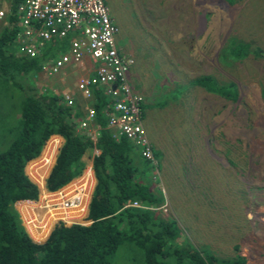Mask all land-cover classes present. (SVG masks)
Returning <instances> with one entry per match:
<instances>
[{
    "label": "rangeland",
    "instance_id": "1",
    "mask_svg": "<svg viewBox=\"0 0 264 264\" xmlns=\"http://www.w3.org/2000/svg\"><path fill=\"white\" fill-rule=\"evenodd\" d=\"M223 1L105 4L119 27V45L131 54L129 79L143 98L147 140L160 156L149 176L164 198L161 213L175 221L194 247L221 258L238 255L245 264H264V0ZM230 37L251 44L260 55L221 66L218 55ZM201 75L222 84L233 82L236 100L197 87L181 88ZM44 82L48 89V80ZM6 144L7 139L0 152ZM88 175L75 185V191L85 193L73 210L52 207L44 214V200L54 203L60 193L48 195L41 189L36 215L15 204L33 239H41L58 222L88 224L83 214ZM49 212L56 216L52 225Z\"/></svg>",
    "mask_w": 264,
    "mask_h": 264
},
{
    "label": "trees",
    "instance_id": "2",
    "mask_svg": "<svg viewBox=\"0 0 264 264\" xmlns=\"http://www.w3.org/2000/svg\"><path fill=\"white\" fill-rule=\"evenodd\" d=\"M20 1L11 0V12ZM18 30L12 16L0 25V144L7 139L0 152V264H245L241 256L221 258L206 248L194 247L175 221L163 216L159 208L164 198L153 187L151 165L135 146L123 137L114 138L106 128L104 111L111 100L97 86L90 87L87 101L99 128L95 140L79 130L84 114L80 107L66 106L39 77L44 62L53 55L51 50L34 57L16 55L13 44ZM251 54L260 55L251 44L230 37L218 61L228 68ZM188 87L227 101L238 96L233 82L218 83L211 75L198 76L181 88ZM260 97L264 102V86ZM54 135L62 143L51 166L58 144L55 138L49 139ZM92 148L96 151L91 161L94 185L83 212L88 224L58 222L39 239L49 232L43 242L34 241L15 204L36 202L43 181L45 191L53 193L78 179L85 169L81 158ZM152 152L159 160L158 152ZM70 190L75 187L71 185ZM130 202L144 208L126 207ZM49 216L52 225L55 212Z\"/></svg>",
    "mask_w": 264,
    "mask_h": 264
},
{
    "label": "built area",
    "instance_id": "3",
    "mask_svg": "<svg viewBox=\"0 0 264 264\" xmlns=\"http://www.w3.org/2000/svg\"><path fill=\"white\" fill-rule=\"evenodd\" d=\"M105 1L21 0L11 12V0H0V25L5 24L8 16L15 18L19 30L14 38L13 50L19 56H38L45 46L54 41L67 43L65 52L43 65L48 77L57 75L65 66H81L88 59L93 79L77 81V91L89 100L90 87L101 88L111 100L106 111V128L114 138L123 137L130 142L144 161L155 166L156 160L142 124L143 98L129 79L133 60L118 46L120 30L111 18ZM60 96L66 106L73 105L71 95ZM78 128L87 132L93 140L99 128L94 124L91 108L85 110ZM77 194L56 198L52 207L73 209L79 203ZM125 206L144 208L138 202Z\"/></svg>",
    "mask_w": 264,
    "mask_h": 264
},
{
    "label": "crops",
    "instance_id": "4",
    "mask_svg": "<svg viewBox=\"0 0 264 264\" xmlns=\"http://www.w3.org/2000/svg\"><path fill=\"white\" fill-rule=\"evenodd\" d=\"M119 39H120V31H119ZM120 40H119V43H120ZM62 42H64L63 45H62ZM62 42L61 41H54L53 43L45 46V48L43 49L42 52H44V50H46V49L48 51L51 50V54H53V55L49 56L48 59H47L48 61L44 62L43 65L50 63L52 59H54L55 57L59 56L62 52H65L67 50V43L65 41H62ZM119 43H118V46L121 49L122 53L130 57L131 54L128 53L127 49H125L124 46H122L121 44L119 45ZM39 77H40L43 85L45 83L44 79L48 80V84H50V85H49V87H47L48 88L47 90L53 91V92H55V93H57L59 95H63V94L71 95L72 98H73V104L79 106L81 111L84 113L83 116L85 115V110L89 106L88 102H87L88 100L83 98L81 96V94L77 91L76 82L79 81L80 79H84V78L85 79H93V74L90 72V65H89L88 59H85L84 62H83V65H81V66H76V67L65 66L63 69H61V71L57 75L52 76V77H48L47 74H46V71L43 69V71L39 74ZM52 79H53L54 82H49L50 80L52 81ZM108 108H109V105L106 106V109L104 111L105 115H106V111H107ZM143 128H144V125H143ZM90 133L93 134L94 132L91 130ZM51 138H55L56 140H58L57 148H56L55 154L53 156V161H52V164H51V166H52L53 163H54V160H55V155H56L57 149L59 148V146L62 143V139H61V137L55 136V135L51 136L49 139H51ZM92 138H93V141H94L95 138H96V135H94ZM45 146H46V144L44 145L43 149H45ZM43 149H42V151L44 152ZM95 153H96L95 149L92 148V150L87 151L82 156L81 160H82V162L85 165V169H84L82 175L78 179L71 181L69 184H67L63 188L59 189L58 191L53 192V193L46 192L45 189H44V181H43V189H42V191L44 192V194L50 195V194H56V193L59 194L60 193V195L58 197H61V196H64V195L65 196H70L71 194L76 192L75 190H70L71 185H73L75 187V185L78 182L81 181L84 173L88 172V174H89L88 175L89 176L88 177V180H89L88 182H90V179H91V182H90L91 185H90V189L88 191V199H87L89 201V198H90V195H91V191H92V187L94 185V178H93L91 161H92V157H93V155ZM42 155H43V153H42ZM48 171H47V173H48ZM47 173H46V175H47ZM79 187H81V185H79L78 188ZM75 189H76V187H75ZM79 190H81V188H79ZM39 195L40 196L38 197V200L36 202L21 201V202L17 203L16 205L20 206V204H24L25 203L26 204V208L28 209V214L34 213L36 215V213L40 211V210H38V207H39L40 203H42V202H40V200H41L40 192H39ZM55 198H57V197L55 196L53 199H55ZM50 201L51 200H49L48 197L46 198V200H44V202H46V204L43 203V205H45V212H43L44 214L48 211V208L52 209V204L53 203H50ZM88 201H87V203H88ZM47 202H48V204H47ZM87 203L84 206L85 213H86ZM70 210H72V209H70ZM19 215H20V218L22 220V223L24 224V219L22 218L20 212H19ZM50 230H51V228H50ZM50 230H49V232H50ZM49 232L47 233L45 239L47 238Z\"/></svg>",
    "mask_w": 264,
    "mask_h": 264
},
{
    "label": "bare ground",
    "instance_id": "5",
    "mask_svg": "<svg viewBox=\"0 0 264 264\" xmlns=\"http://www.w3.org/2000/svg\"><path fill=\"white\" fill-rule=\"evenodd\" d=\"M78 194H77V198H78V201L80 202V200H79V197H81V196H83V194L85 193V191L84 190H81V191H76ZM79 204V203H78ZM77 204V205H78ZM77 206H75L73 209H75ZM62 209V208H61ZM72 209V210H73ZM62 210H64V209H62ZM64 211H67V210H64ZM69 211V210H68ZM24 225V224H23ZM24 227H25V225H24ZM26 228V227H25ZM27 230V229H26ZM29 233V232H28ZM30 237L32 238V236L30 235ZM33 239V238H32ZM34 241H36V242H42L43 240H36V239H33Z\"/></svg>",
    "mask_w": 264,
    "mask_h": 264
},
{
    "label": "water",
    "instance_id": "6",
    "mask_svg": "<svg viewBox=\"0 0 264 264\" xmlns=\"http://www.w3.org/2000/svg\"><path fill=\"white\" fill-rule=\"evenodd\" d=\"M224 2V1H223Z\"/></svg>",
    "mask_w": 264,
    "mask_h": 264
}]
</instances>
